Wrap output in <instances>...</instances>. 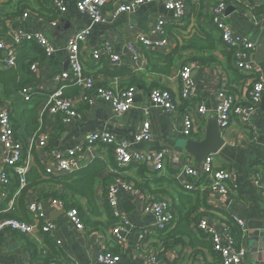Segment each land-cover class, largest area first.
Wrapping results in <instances>:
<instances>
[{
	"label": "crops",
	"instance_id": "0c3cea01",
	"mask_svg": "<svg viewBox=\"0 0 264 264\" xmlns=\"http://www.w3.org/2000/svg\"><path fill=\"white\" fill-rule=\"evenodd\" d=\"M64 1L67 11L60 13L57 21L51 22L48 14L50 8L43 0H0V41L4 40L10 46L17 47L15 37L18 33H41L55 47L54 54L47 59L43 48L38 44L24 43L17 49L14 68L0 65V103L9 107L16 137L24 144L22 166L27 168L26 188L29 187V191H25V184H21V177L16 169L5 165L0 142V170H6L11 176L7 198L0 197V220L14 215L34 227V232L29 235L10 230L0 234V264L48 263L46 260L56 261L58 264H101L98 256L103 252L113 255L120 253L117 255L120 256V261L116 264H150L148 257L154 252H160V259L171 264H216L219 257L211 244L209 247L201 244L192 246L185 239L186 246L180 245L164 251L153 234L156 218L145 214L144 206L148 200L167 199L173 207V203H177L176 199L181 195H191V191L184 188L183 180L179 179L180 170L186 159H190L199 169L204 163H196L195 157L187 153V142L206 139L208 122L217 119L215 108L220 91L225 90L235 98L237 104H247L254 76L241 72L236 67L235 59L230 62L225 52L229 54L232 50H227L220 42L217 51L212 54L216 62L204 64L198 60L201 57L199 53L185 50L176 59L169 75L148 72L147 52L169 55L194 36L205 38L210 34L219 40L221 35L213 26L211 11L216 5L226 3L228 8L235 9L231 14L226 12V22L236 35L249 39L255 45V50L249 52L247 61L253 65L256 73L264 77V3L259 4L256 0H184L187 14L178 25L174 14L165 9L163 0L142 5L130 14L110 17L100 24H94L90 18L78 12V0ZM128 1L131 0H110L106 13L110 14L112 8ZM132 15L137 18L132 20ZM161 18L166 19L167 34L150 35ZM86 27H91L92 35L81 45L84 75L92 76L97 85L105 87L127 88L134 85L138 93L133 109L123 116H116L110 105L96 96L95 92L91 93L94 104L90 105L79 97L81 89L77 93L74 85H68L64 95L75 102L77 117L66 122L63 114H48V96L57 88L55 76L69 69L66 50L69 37ZM142 34L148 35L154 43L161 42L165 37L169 44L155 49L140 45L143 58L134 64L127 46ZM105 41L111 42L115 52L122 56L119 66H112L107 58L95 61L91 57L93 51ZM34 63L41 65L39 74L29 69ZM187 64H196L193 72L196 94L191 101H185L181 97L179 72ZM10 73H15V78ZM30 79L33 81H29ZM28 86H32L35 91L31 99L26 101L24 92L30 88ZM156 88L172 93L177 107L175 113L168 114L162 108L150 104V93ZM201 106H206L208 114L195 122L191 135L187 136L185 116L194 113ZM146 120L152 124L154 137L150 142L136 143V133ZM253 123L257 134L233 117L230 128L222 133L225 145L217 154L209 155L213 156L217 168L230 172L238 185L237 192L224 198L219 194L196 189L200 191L199 200L191 216L194 236L204 244L205 241L210 242V239L200 240L202 234L195 224L196 218L206 217L219 231L229 228L237 246L246 250L240 264H264V190L255 185L256 177L264 179V101L253 117ZM38 132L49 136L47 147L39 146ZM105 132L126 139L131 143V151L144 156L146 161L139 164L147 165L150 173H145L141 178L136 170L130 174L139 183L147 178L151 181L165 178L176 180L183 187L182 190L164 187L171 195L120 187L117 195L119 209L129 222L122 232L123 244H119L113 235L114 226L109 224L111 218L107 215V206L110 205H107L106 186L114 182L117 173L114 151L111 152L109 147L89 146L86 143L89 135ZM77 149L78 159H82L81 169L87 168L94 161H100L104 166V171L95 181L93 202L70 190L68 186L51 181L47 176L52 175L47 173V168L55 165L51 157L53 152L66 154ZM159 153L168 156L164 171L155 176L151 160ZM74 175L75 173L52 176L66 177L69 184H72L77 179ZM41 179L44 184L40 185ZM53 199L61 200L63 209L54 207L51 202ZM35 201L42 203L48 220L56 227L54 237L42 232L44 223L29 212V205ZM70 204L86 213L93 208V214L85 215L91 218L95 227L85 225L84 231H78L67 217L70 209L67 210L66 205ZM112 215L115 219L113 210ZM177 215L175 217L178 221ZM229 219L234 223L230 224ZM145 231H151L152 234L146 239L144 248L140 236Z\"/></svg>",
	"mask_w": 264,
	"mask_h": 264
},
{
	"label": "built area",
	"instance_id": "2783aa9c",
	"mask_svg": "<svg viewBox=\"0 0 264 264\" xmlns=\"http://www.w3.org/2000/svg\"><path fill=\"white\" fill-rule=\"evenodd\" d=\"M60 13L64 14L67 11L64 0H49ZM110 0H78L76 7L80 14L87 16L94 24L105 23L110 17L116 18L121 14L133 13L142 5L152 3L156 0H131L119 5L113 9L110 14L106 13L105 6ZM165 9L174 14L177 24L180 25L186 18L187 8L184 0H163ZM199 2L201 0H192ZM259 4H263L264 0H256ZM228 6L226 3H220L212 8L211 17L214 27L220 32L223 43L232 51L236 60V67L247 75L254 76L253 87L250 92L248 102L245 105L237 104L235 98L222 90L217 95V106L215 108L218 124L223 133H225L231 126L232 118L235 117L244 126L250 127L254 134L255 131L253 117L257 113L262 104L264 97V77L256 73L253 65L247 61L249 52L255 50V45L247 38L236 35L233 28L226 22V12ZM27 16V15H25ZM166 19L161 18L151 30L150 35L160 34L165 36ZM92 35L91 27L83 28L73 35L67 41V55L69 69L55 76L57 83L56 90L48 96L47 111L49 115L56 116L63 114L66 122H71L77 117L76 105L73 99H66L63 97V90L68 85H75L81 89V99L88 102L90 105L94 104V99L91 93L105 100L112 108L116 116H123L133 109L135 98L137 96L136 87L117 88L115 86L98 87L96 79L93 77H85L84 67L81 60V45L86 43ZM16 46H10L6 41H0V65L7 68H14L16 66L17 49L23 46L24 43H36L43 48L46 58H50L54 52L55 47L48 40V38L41 33H18L15 37ZM167 38L159 43L151 41L148 35H139L135 41L128 43V50L131 60L134 64L142 61L143 58L140 45L147 49H155L156 47L164 48L168 46ZM95 61L102 58H107L110 64L117 67L121 64L122 56L117 54L114 45L105 41L91 55ZM39 63H34L31 66V71L35 74L40 72ZM196 64H187L183 66L179 72L181 81V97L185 101H191L195 98L196 89L193 80V72ZM35 89L33 87L25 90L26 101L31 99ZM151 105L162 108L166 113L173 114L177 111L174 98L171 92L162 89H153L149 96ZM196 113V114H195ZM9 107H5L0 103V142L3 147L4 163L7 167L16 169L17 173L22 177L21 183L24 184V176L27 173V168L22 166L24 159V144L17 139L12 116ZM208 109L206 106L199 107L194 113L186 114L185 116V134L190 136L195 122L200 120V117H206ZM154 137L152 131V124L149 120L142 122L141 127L136 133L135 142H150ZM49 136L40 134L38 137V144L41 148L47 147ZM89 146H110L113 147L115 161L119 168H127L133 162L143 163L146 161L144 156L140 153L131 151V143L126 139H121L108 132L93 133L86 139ZM78 151L70 150L66 154L52 153L51 157L55 161L54 166L47 168V173L52 175L74 174L81 170V160L78 159ZM167 154L159 153L151 160V166L154 172L162 173L165 169L167 161ZM179 179L183 180L184 188L187 191H194L202 189L212 194H219L224 198H229L238 190V185L235 183L230 172L224 169H219L214 164L213 156H209L201 169L196 167L190 159H186L181 170ZM11 185V176L6 170H0V197L7 198V191ZM255 185L264 190V179L256 177ZM120 187L127 190H134L132 184L117 181L108 187L107 200L113 210L115 218L118 220L114 226L112 233L119 244H123L124 238L122 232L128 227L129 222L127 218L121 213L118 202V192ZM52 205L63 209L64 204L59 199H53ZM42 203L37 201L29 205V212L34 214L44 225L42 232L48 233L52 237L55 236L56 227L48 220L47 215L43 209ZM144 213L153 215L156 218L155 231H165L175 224V214L172 210V205L169 200L163 199L161 201L148 200L144 206ZM67 217L70 223L78 230L84 231L85 226L82 223L79 211L72 208L67 212ZM239 223L244 226L243 222ZM6 230L18 232L24 235H29L34 232V227L30 224L17 219H2L0 220V234ZM198 230L208 234L211 238L213 250L220 257V261L216 264H240L246 254V250L237 246L236 239L232 235L229 228L224 231H219L211 225L209 219L202 218L198 222ZM152 234L151 231H145L140 236L142 246L146 247V239ZM159 242V241H158ZM98 261L101 264H116L120 261V256H116L107 252L99 254ZM150 264H171L163 262L160 259V252L151 253L148 257ZM34 264H58L56 261L44 263L42 261Z\"/></svg>",
	"mask_w": 264,
	"mask_h": 264
},
{
	"label": "trees",
	"instance_id": "16d2710c",
	"mask_svg": "<svg viewBox=\"0 0 264 264\" xmlns=\"http://www.w3.org/2000/svg\"><path fill=\"white\" fill-rule=\"evenodd\" d=\"M43 1L46 2L47 6L50 8L48 12L50 21L51 22L57 21L60 16V11H58L57 8L54 7V5H52V3L49 0H43ZM110 3L111 2L107 3V5L105 6L106 11L107 9L109 10ZM111 10H113V8ZM164 30L167 34L166 27ZM219 42L223 44L227 50L229 49L223 43L222 37L218 40L213 35L207 34L205 38L194 36L191 39L184 41V44L182 46L177 47V49L169 55H166L164 53H159V52H154V53L147 52V59L149 61L148 72L152 74H157V75H169L172 72L173 67L175 66L176 59H178L181 53L185 50H193L199 53L201 57L198 60H201L202 63L204 64L208 62L214 63L216 62V59L212 56V54L217 51ZM229 52H230L229 54L225 52V55L229 57L230 62L232 60L234 61L235 59L234 52L233 51H229ZM29 69L31 70V67ZM10 75H12V78H15L16 76L15 73H10ZM85 77H92V76L85 75ZM29 81H33V79H30ZM28 87H32V86H28ZM73 87H76L77 93L80 92L79 87L75 85ZM98 87L103 88L105 86L98 85ZM131 87H134V85H132ZM64 90H63V97L66 99H71V98L65 97ZM39 134L40 132H38L37 136H39ZM104 147H109L111 152L114 151L113 147H110V146H104ZM114 163L116 164L115 169L117 170L116 177L114 179V182H111L110 184L106 186L107 190L109 186H111L112 184H115L117 181H122L128 184H132L137 190L138 189L141 191L148 190L151 193H157V194L162 193V194L171 195V193L168 190L163 189L164 187H170V188L176 187L178 190L183 189V187L180 186L176 180L160 178V179H153V181H151L150 178H147V180L145 179L142 183H139L135 178L130 176V174H132L135 170L138 176H140V178L144 176L145 173H150L149 172L150 169H148V166L145 164H139V163L133 162L129 167L122 169L118 167L116 161ZM103 171H104V166L100 163V161H94L87 168L81 169L75 173L74 176H76L77 179L74 180V183L72 184H69V179L66 177H54L52 175H47V176L50 178L51 181H54L61 185H65L66 187L68 186L70 190L77 192V194L84 196L88 200H90V202L91 201L93 202V194H94L93 189L95 186V181H97L98 176H100V174H102ZM153 174L155 176H159V174L161 173L153 172ZM26 176L27 174H25L24 176V181H25L24 187L25 188L28 186ZM21 179L20 181H22ZM39 184L40 185L44 184V181L41 179ZM25 191H29V187L26 188ZM199 192H200L199 190H194V191H191V195H181L180 198L176 199L177 203H173L172 209L175 215L178 214L177 215L178 221L175 220L177 221L176 223L177 225L174 228L169 227L165 231H155L154 234L157 237V241L161 243V245L164 248V251L172 250L175 247L180 246V245H185V239H188L192 246H195L196 244H201L202 246L209 247V244L212 245L211 238L208 234L200 231L202 234V238L200 240L205 241L207 239L208 240L210 239V242L205 241L206 243L204 244V242L202 243L198 241V239L194 236L195 233L193 232L191 228L192 226L191 216L193 215L194 211L197 208V201L199 200V196H198ZM53 196L55 197L56 194H54ZM172 197L175 199L174 195H172ZM106 199H107V191H106ZM195 202H196V205H195ZM188 206L190 207L188 208ZM66 208L67 210L72 209V208H76L78 210V207L73 204L66 205ZM89 213H92V214L94 213L93 208L90 209ZM89 213L79 210L80 219L82 223L84 224V226L86 225L90 227H95L96 224L91 221V218H89V216L85 215ZM107 215L111 218L109 221V224H111L112 226H115L118 221L116 218L115 219L113 218L112 210H111V207L109 206H107ZM9 218L17 219L14 215H10ZM5 219H8V218H5ZM199 220L200 219L196 218V223L193 221L197 225V227H198ZM229 221H230V224L234 223L232 219H229ZM119 254L120 253L115 254V255L117 256ZM220 260H221L220 257L217 258V262ZM46 262L49 263V260H46Z\"/></svg>",
	"mask_w": 264,
	"mask_h": 264
},
{
	"label": "water",
	"instance_id": "95a60500",
	"mask_svg": "<svg viewBox=\"0 0 264 264\" xmlns=\"http://www.w3.org/2000/svg\"><path fill=\"white\" fill-rule=\"evenodd\" d=\"M234 11L235 9L229 7L227 9V14H231ZM131 18L135 20L137 16L132 15ZM67 65L69 66V63H67ZM222 133L217 119L210 120L207 126L206 139L201 142L188 141L186 145L187 153L195 157L196 163H205L210 154H217L225 145V139Z\"/></svg>",
	"mask_w": 264,
	"mask_h": 264
}]
</instances>
